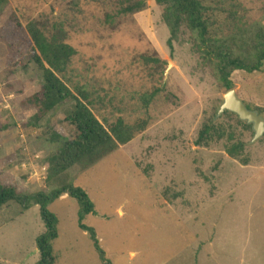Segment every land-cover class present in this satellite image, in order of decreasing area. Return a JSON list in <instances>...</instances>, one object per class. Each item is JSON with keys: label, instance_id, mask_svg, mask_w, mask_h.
<instances>
[{"label": "rangeland", "instance_id": "374dc122", "mask_svg": "<svg viewBox=\"0 0 264 264\" xmlns=\"http://www.w3.org/2000/svg\"><path fill=\"white\" fill-rule=\"evenodd\" d=\"M135 1H145L146 8L122 12ZM222 1L220 30L232 36L264 31V0ZM11 2L0 12V182L23 196L51 191L48 159L60 147L54 139L64 134L61 121L74 104L67 101L35 121L27 99L41 90L43 72L20 37L3 35L18 14L23 24L35 21L47 36L58 35L78 50L76 82L104 88L113 96L111 108L121 107L128 118H151L133 142L68 176L95 203L98 214L84 223L96 231L106 258L113 264H264V136L253 141L254 131L227 112L216 122L245 142L247 165L227 154V138L196 146L225 94L205 65L196 34L184 27L171 48L163 9L154 0ZM231 79L240 98L261 108L264 118V68L236 71ZM67 197L48 205L58 218L56 264H105L79 226L78 202ZM44 233L40 205L2 207L0 264H38L37 241Z\"/></svg>", "mask_w": 264, "mask_h": 264}, {"label": "trees", "instance_id": "16d2710c", "mask_svg": "<svg viewBox=\"0 0 264 264\" xmlns=\"http://www.w3.org/2000/svg\"><path fill=\"white\" fill-rule=\"evenodd\" d=\"M154 1L163 9V21L171 33L169 46L173 47V42L178 39L184 27L196 34L199 40L198 49L205 65L213 70L219 88L225 93L235 89L231 79L234 72L252 74L263 71L264 31L255 36L246 33L240 37L220 30L218 6L224 4L222 0ZM11 3V0H0V12ZM145 8V1H135L123 8L122 12L138 13ZM232 15L237 16L238 11L232 12ZM7 34L22 39L30 59L43 72L44 83L41 90L27 99L28 107L35 111V121L39 122L67 101L74 104L72 111L61 121L64 134L56 135L54 139L60 147L48 159L47 182L52 187L51 191L23 196L15 187L0 182V209L9 203L18 204L22 211L27 210L32 203L40 205L46 233L37 241L40 251L38 264H56L53 243L58 238V218L48 209V205L49 202L68 196L67 198L79 204L80 228L90 233L102 261L113 264L101 250L94 228L84 223L87 216L98 214L95 203L87 190L70 182L68 176L78 169L86 172L133 142L149 129L151 118H128L121 107L111 108L113 96L104 88H91L88 84L76 82L72 68L78 50L58 35L47 36L37 22L23 24L22 17L14 14L3 29V35ZM152 61L160 67L165 64L160 60ZM160 90L161 88H157L151 97L155 98ZM245 104L250 110L263 116L261 108ZM219 111L220 109L215 116L206 118L199 131L196 146L208 148L227 138V154L247 165V160H243L245 142L235 140L232 132L216 122ZM239 121L242 123L240 119ZM245 125L253 130L252 125L246 122Z\"/></svg>", "mask_w": 264, "mask_h": 264}, {"label": "water", "instance_id": "95a60500", "mask_svg": "<svg viewBox=\"0 0 264 264\" xmlns=\"http://www.w3.org/2000/svg\"><path fill=\"white\" fill-rule=\"evenodd\" d=\"M225 112L236 114L239 119L252 125L255 137L253 141L259 140L264 136V118L258 112L250 110L244 101L239 97L237 90L232 89L224 94V102L220 108L218 116Z\"/></svg>", "mask_w": 264, "mask_h": 264}]
</instances>
